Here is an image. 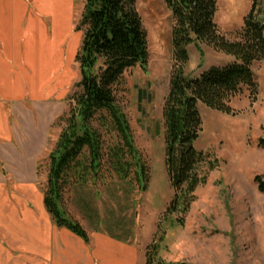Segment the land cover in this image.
<instances>
[{"label": "rangeland", "instance_id": "1", "mask_svg": "<svg viewBox=\"0 0 264 264\" xmlns=\"http://www.w3.org/2000/svg\"><path fill=\"white\" fill-rule=\"evenodd\" d=\"M83 3L73 0L68 28L60 30L59 43L53 40L46 47L45 58L40 47L33 53L38 71L52 68L46 81L52 92L45 100L65 104L66 112L68 99L80 80L74 56L82 33L75 28L83 14ZM253 7L255 15L264 20V0L217 1L215 23L228 40H234ZM137 10L148 35V64L146 69L136 67L125 74L118 103L127 116L135 146L150 169L151 181L147 192L115 176L83 190L97 211L98 232L130 244L136 251L133 264H147V248L155 242H160L157 260L163 264H264V193L259 192L255 182L257 176L264 175V147L259 144L264 140V61L253 66L256 90L244 89L230 100L233 114L199 103L203 124L194 148L212 164L199 168L202 182L183 225L172 224L175 216L166 214L174 191L165 169L163 108L174 65V21L164 0H138ZM55 25L48 20V31L53 32ZM53 33L55 36L56 31ZM188 54L185 74L189 78L234 61L205 44H191ZM59 118L51 127L50 152L65 127ZM49 154L43 153L37 166L43 190L47 186ZM3 174L7 176L6 170ZM75 189H67L64 204L72 217L81 216L73 205L77 199Z\"/></svg>", "mask_w": 264, "mask_h": 264}, {"label": "trees", "instance_id": "2", "mask_svg": "<svg viewBox=\"0 0 264 264\" xmlns=\"http://www.w3.org/2000/svg\"><path fill=\"white\" fill-rule=\"evenodd\" d=\"M217 1L164 0L174 21V65L163 108L165 169L174 191L166 214L175 216L172 224L183 225L202 182L199 168L212 164L194 148L203 124L199 103L233 114L230 100L244 89L256 90L253 66L264 61V20L255 15V8L231 41L215 23ZM137 2L84 0L75 29L82 33L75 57L80 80L68 99L69 110L58 120L65 127L49 154L47 186L43 190L46 209L59 228L88 245V232L64 208L67 189L96 186L115 176L147 192L151 181L150 169L135 146L127 116L118 103L125 74L136 67L146 69L149 59L148 35ZM194 43L205 44L234 61L189 78L185 66L189 62L188 47ZM259 144L264 147V140ZM0 170L4 173L1 163ZM255 182L264 193V175L257 176ZM158 243L148 246L147 264H163L157 260Z\"/></svg>", "mask_w": 264, "mask_h": 264}, {"label": "crops", "instance_id": "3", "mask_svg": "<svg viewBox=\"0 0 264 264\" xmlns=\"http://www.w3.org/2000/svg\"><path fill=\"white\" fill-rule=\"evenodd\" d=\"M72 5L73 0H0V163L7 172L0 170V264H133L135 259L130 244L98 232L97 211L83 192L88 186L76 187L73 205L81 216L70 217L88 232L89 245L56 225L38 180V162L50 153L51 127L67 106L45 100L52 92L46 83L52 68L38 71L33 53L40 47L45 58L46 47L60 42ZM48 20L56 23L55 36Z\"/></svg>", "mask_w": 264, "mask_h": 264}]
</instances>
